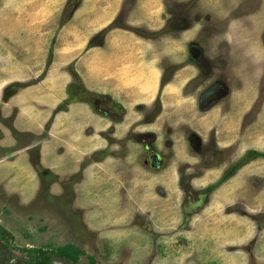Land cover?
<instances>
[{
	"label": "rangeland",
	"instance_id": "rangeland-1",
	"mask_svg": "<svg viewBox=\"0 0 264 264\" xmlns=\"http://www.w3.org/2000/svg\"><path fill=\"white\" fill-rule=\"evenodd\" d=\"M99 6L0 0L10 264L70 245L85 253L77 264H264V156L221 184L248 154L264 155V0H165V37L145 21L100 29ZM115 33L142 44L113 63ZM163 39L160 63L146 40ZM134 61L149 66L147 84L123 82L120 66ZM14 158L34 175L15 167L7 181L18 172L1 166Z\"/></svg>",
	"mask_w": 264,
	"mask_h": 264
},
{
	"label": "crops",
	"instance_id": "crops-1",
	"mask_svg": "<svg viewBox=\"0 0 264 264\" xmlns=\"http://www.w3.org/2000/svg\"><path fill=\"white\" fill-rule=\"evenodd\" d=\"M135 2L133 3L135 5V9L132 11H128L124 6L125 3L129 2L130 0H98V4L99 6V11L97 14V18L98 21H100L102 24L103 22H109L111 25L112 23H119V22H123V24L121 25L122 27H117L120 29H115L116 32H119L125 28H128V24L132 23V25H136V22H150L149 25H145L144 27H146L147 30H151V29H155V27L157 25H159L161 27L160 31L158 33H151L152 34H164L162 35L163 37H165V0H134ZM147 3V4H144ZM109 5V7H108ZM124 5V6H123ZM137 7V8H136ZM140 7H144V9L142 11H138V8ZM137 13H141L140 16H137ZM138 19H142V20H138ZM109 24V25H110ZM104 27V28H103ZM105 29V24H103L102 26H100V29ZM151 28V29H150ZM104 30V31H105ZM152 31V30H151ZM104 33V32H103ZM116 35V33L113 36V40H112V48L111 51L108 53V56L111 55V61L114 63V61H116L117 59H119V61H121L123 59L122 56H125V52L124 51H131L132 47H138L139 45H141L142 43H135L134 39L131 40H126L123 37H120L119 34H117V37L114 38ZM105 41H106V37H104ZM103 39V40H104ZM146 51L147 54H151V58L152 60L154 58H157V62H165V39L161 40L159 43L155 44L154 40H146ZM177 49V48H176ZM170 52V50H169ZM156 54V55H155ZM121 55V56H120ZM155 55V56H154ZM127 60L129 59H134L136 57H133L131 55L128 54V56L125 57ZM156 62V63H157ZM122 68V70H124V73L122 74L123 77V82L124 79H128V82L130 80H132L133 78L136 80V82L138 83H146L145 81H149L150 77H149V73H146V70L149 69V66L147 65V67L145 69H143V65L140 64L139 61H134L131 63L130 68L131 69H125L124 66H120ZM134 68V69H133ZM133 69V70H132ZM152 69V68H150ZM128 71L129 76L124 78V74L125 72ZM143 70V71H142ZM159 78V73L157 72L156 74V82ZM154 79V80H155ZM153 80V79H151ZM147 84V83H146ZM121 97V96H120ZM26 119V118H25ZM10 130H13V128H11ZM21 135V134H20ZM20 139H18L17 143H13L11 145H8L7 148L10 149H17L18 147H22L23 145H20ZM26 148H30L28 146V143L25 144V150ZM33 148V147H32ZM29 150V149H27ZM40 150V157L42 158V154L41 151H44L43 147H39ZM17 154V153H15ZM40 158V164L41 165H45L44 163H42V159ZM27 162H29L28 160H26L25 162L20 158V159H11L7 161V168L1 166L3 169H8L12 172H18L17 174H12L10 176H8V180L9 182L12 183H16L15 178L20 174L19 171L17 170L15 167L21 168V174L22 175H27L29 176V172H31L34 175V171H31V167L29 164H26ZM23 183H28L27 180H25ZM25 188H23L24 191Z\"/></svg>",
	"mask_w": 264,
	"mask_h": 264
},
{
	"label": "trees",
	"instance_id": "trees-1",
	"mask_svg": "<svg viewBox=\"0 0 264 264\" xmlns=\"http://www.w3.org/2000/svg\"><path fill=\"white\" fill-rule=\"evenodd\" d=\"M261 156H264V155L258 156V154H256V153L248 154L247 157L244 158L241 163H238L237 165H235L234 167L231 168V170L227 173V175L225 176V178L221 182V184L224 183L229 178H231L237 172V170L239 168H241L242 165H244L247 161H251V159L261 157ZM218 186H219V184L216 186H213L208 191H212L214 188H217ZM82 255H85V253L83 251L79 250L78 248H76L73 245H70V246H67L65 248L59 249L56 254L51 255L50 257L44 258L45 257L44 256V257H42L41 260H35L34 259L32 261H29L26 264H53L52 258L55 256L62 257L64 259H66L68 262H70L71 264H77L78 257L82 256ZM89 259L91 260V264H96V262L93 258H89Z\"/></svg>",
	"mask_w": 264,
	"mask_h": 264
},
{
	"label": "flooded vegetation",
	"instance_id": "flooded-vegetation-1",
	"mask_svg": "<svg viewBox=\"0 0 264 264\" xmlns=\"http://www.w3.org/2000/svg\"><path fill=\"white\" fill-rule=\"evenodd\" d=\"M159 155H157V156H154V157H152V159H151V162H152V165L154 166L156 163H160V160H159ZM156 166V165H155ZM4 235V234H3ZM5 237V236H4ZM36 253H38L39 255H40V253H41V255L40 256H38V257H30V259H28L27 261H25L24 262V264H26V263H28L29 261H32V260H41L42 259V257H44V258H46V257H50V256H48V255H44V256H42L43 254H42V250L41 251H39V252H36ZM11 258H14L13 257V255L11 254V253H9L8 252V250H7V248L3 245V244H1L0 243V264H10V262H11ZM34 258V259H33Z\"/></svg>",
	"mask_w": 264,
	"mask_h": 264
},
{
	"label": "water",
	"instance_id": "water-1",
	"mask_svg": "<svg viewBox=\"0 0 264 264\" xmlns=\"http://www.w3.org/2000/svg\"><path fill=\"white\" fill-rule=\"evenodd\" d=\"M52 262H53V264H71L66 259H64L62 257H58V256L53 257Z\"/></svg>",
	"mask_w": 264,
	"mask_h": 264
}]
</instances>
